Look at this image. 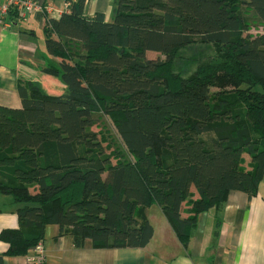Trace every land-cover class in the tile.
<instances>
[{"label":"trees","instance_id":"1","mask_svg":"<svg viewBox=\"0 0 264 264\" xmlns=\"http://www.w3.org/2000/svg\"><path fill=\"white\" fill-rule=\"evenodd\" d=\"M66 1L43 28L58 61L37 66L65 92L19 81L21 108L0 106V194L19 224L4 255L29 257L49 225L74 248L142 249L152 205L187 245L199 214L253 198L264 175V32L248 34L264 0H114L111 22Z\"/></svg>","mask_w":264,"mask_h":264},{"label":"crops","instance_id":"2","mask_svg":"<svg viewBox=\"0 0 264 264\" xmlns=\"http://www.w3.org/2000/svg\"><path fill=\"white\" fill-rule=\"evenodd\" d=\"M37 1L44 8L42 12L31 14L24 21L9 15L0 23L2 107L21 108L17 93L19 81H33L48 95L65 92L60 80L42 74L37 66L48 58L58 61L46 53L43 28L48 19H58L67 12L69 3L66 0ZM113 1L86 0L84 15L103 14L105 21L111 22L115 12ZM14 20L16 23H12ZM192 192L196 199L197 195ZM188 207L182 204V218L187 216ZM15 210L10 197L0 194V232L18 228ZM143 216L152 226L153 236L142 249L95 248L90 240H86L83 247L74 248L69 235L60 237L57 226H46L42 240L43 264H264V175L253 198L231 191L220 210L199 214L187 245L178 239L158 206L144 208ZM216 220L219 227L214 236ZM6 247L0 240V264H29L26 255H4Z\"/></svg>","mask_w":264,"mask_h":264},{"label":"built area","instance_id":"3","mask_svg":"<svg viewBox=\"0 0 264 264\" xmlns=\"http://www.w3.org/2000/svg\"><path fill=\"white\" fill-rule=\"evenodd\" d=\"M0 23L10 15L14 14L18 20H26L31 14L42 12V5H39L37 0H0ZM43 246L39 245L33 249L32 254L28 257L29 264H43Z\"/></svg>","mask_w":264,"mask_h":264},{"label":"rangeland","instance_id":"4","mask_svg":"<svg viewBox=\"0 0 264 264\" xmlns=\"http://www.w3.org/2000/svg\"><path fill=\"white\" fill-rule=\"evenodd\" d=\"M38 3H39V5H41V3L39 1H38ZM106 18L108 19L109 17H106ZM248 32H249L248 34L254 36V35L263 33L264 29L262 27H259L258 25H256L255 23H253L251 21L250 28H249ZM146 58L147 59H158V58L159 59H163L164 57H162L161 55H159V54H157L155 52H147L146 53ZM106 121H107L108 125L110 126L111 134L116 138V134H115V132L113 130L112 120L111 119L109 120L108 118H106ZM92 130L94 132H97L99 129L97 127H93ZM105 135H106V133H105ZM123 152L126 153V149H124ZM243 158L245 160V164L244 165H246V170H249L250 168L247 165V163L249 161V158H248V156L245 153L243 154Z\"/></svg>","mask_w":264,"mask_h":264}]
</instances>
